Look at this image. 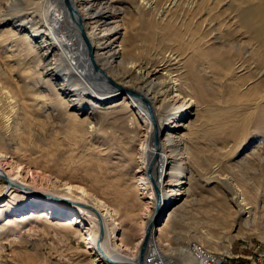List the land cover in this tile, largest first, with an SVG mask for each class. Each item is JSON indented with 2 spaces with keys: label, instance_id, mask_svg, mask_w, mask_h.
<instances>
[{
  "label": "bare ground",
  "instance_id": "obj_1",
  "mask_svg": "<svg viewBox=\"0 0 264 264\" xmlns=\"http://www.w3.org/2000/svg\"><path fill=\"white\" fill-rule=\"evenodd\" d=\"M123 5L129 20L118 18ZM219 93L230 105L204 110L197 164L211 163L212 146L262 136L240 165L264 176V0H0V263L5 242L38 230L86 241L73 264L96 252L115 264H219L209 250L220 234L231 254L229 212L201 222L209 249L167 255L162 242L185 217L182 204L168 209L189 179L178 128ZM87 105L93 115L73 111ZM234 198L235 221H255ZM12 252L18 264L48 261Z\"/></svg>",
  "mask_w": 264,
  "mask_h": 264
},
{
  "label": "rangeland",
  "instance_id": "obj_2",
  "mask_svg": "<svg viewBox=\"0 0 264 264\" xmlns=\"http://www.w3.org/2000/svg\"><path fill=\"white\" fill-rule=\"evenodd\" d=\"M122 8L123 12L119 14L118 18L129 20V13L131 11L130 6L123 5ZM91 65L93 66L92 62ZM219 94L221 96L219 100L212 102L211 105L206 103L200 104L198 111L190 117L192 127L188 129L178 128V134L183 137L187 143L186 149L183 150V157H185L186 160V168L183 176L189 179L187 183L182 184V186L171 188L180 189L179 191L184 190L185 192L183 195L169 192V195L173 197V202L168 206V209H171L172 206H181L182 204L181 211L183 212L181 213H183L185 217H183L181 223L177 220V216L172 218L167 231L172 232L171 235H173V237L169 240H163L162 242L168 243L165 247V253L167 255L177 254L183 247L187 250H195V244L199 243L201 245L197 247L198 249H209L206 247V244L200 240V237L204 240V234L208 235V230L202 227L201 222L207 216H222L229 212L231 216L229 235L234 237L233 241L230 243L231 254L228 255L224 252L225 247L229 243L223 236H220V234L218 238L214 239L217 240V250H209V252L213 255L220 256L221 261L225 259L224 262H226V264H264V176H262L261 170H258L254 165L245 167L240 165L246 152L250 151L253 146L261 141L262 136L252 138L253 140L251 142L237 149L232 147L227 151L223 150L222 153L218 151L219 148L212 146L208 152H205V157H212L211 163L202 166L197 164V161L201 158L198 159L197 155H195L196 152L193 151L194 148H196V135H199L197 132L200 133L198 130L201 129L199 128L203 125L205 126L206 115L210 112L208 110L204 112V110L207 108L219 111L220 108H225L230 105L229 97L226 94L225 97H222V93ZM73 111L80 113V116L83 117L86 115H93V113H95V108L93 105H87L83 110L79 107H74ZM221 120L222 122H226L228 119L222 117ZM142 124L143 126L146 125L144 123ZM250 130H253V132L255 131L251 126ZM205 142H207V140H205ZM205 142L203 140L201 141V147ZM258 153H263L262 147H260ZM247 160L252 161L251 158H247ZM214 167H216L217 170L211 175L209 172ZM157 169V176H159L161 168L158 166ZM204 172H208V174L206 175ZM209 176L212 177L211 180L207 178ZM257 183H261V185ZM239 193L246 198V203L251 206L256 216V220L251 221L249 223L250 225L248 222L246 223L244 221L241 222L240 225L235 221V217L241 213L238 202L234 198L235 194ZM142 196H144V194H142ZM142 200L145 202L148 201L146 198ZM246 215L245 213V216ZM166 217L164 219H166ZM160 223L161 221L157 225H153V227H157ZM150 224H153V221ZM176 232H179V235ZM55 233L54 231L42 232L36 230L30 234L25 230L22 235L17 236L18 240L13 245L9 242L4 243V251L1 254L3 260L2 264H18L13 256V249L15 252L31 253L32 255L36 253L35 255L38 254L41 261H44V259L46 260V257H48V261H44V264H73V259L76 258V255L79 257L88 256L86 241L83 242L80 240L78 234L73 238L63 237L64 239L62 238V241H60L58 238L60 239L61 235L57 232V234H59V237H57ZM154 235L156 236L157 233L154 232ZM135 239H137V237H135ZM205 239L208 240L209 238ZM131 246L133 250H135V245L132 244ZM195 253H197L194 254L195 257H199L200 253ZM141 254L147 255L146 252H141L140 256ZM97 255L99 254L96 252L95 255H93V257L91 256L88 262L85 263L115 264V262L112 263L111 260H106L102 257L99 258ZM95 258L98 260L102 259V262H97ZM183 262L185 263L184 256L182 261L179 260V263L183 264Z\"/></svg>",
  "mask_w": 264,
  "mask_h": 264
},
{
  "label": "water",
  "instance_id": "obj_3",
  "mask_svg": "<svg viewBox=\"0 0 264 264\" xmlns=\"http://www.w3.org/2000/svg\"><path fill=\"white\" fill-rule=\"evenodd\" d=\"M162 216H163V213H162ZM162 220V217H156L155 219H154V221H153V224L152 225H150L149 226V228L150 227H152L153 225H157L160 221ZM155 227V226H154ZM146 241V240H145Z\"/></svg>",
  "mask_w": 264,
  "mask_h": 264
},
{
  "label": "built area",
  "instance_id": "obj_4",
  "mask_svg": "<svg viewBox=\"0 0 264 264\" xmlns=\"http://www.w3.org/2000/svg\"><path fill=\"white\" fill-rule=\"evenodd\" d=\"M225 259H222V261L219 264H226V262H224ZM202 264H213L211 261H203L201 260Z\"/></svg>",
  "mask_w": 264,
  "mask_h": 264
}]
</instances>
